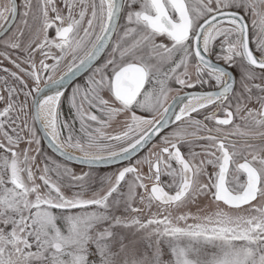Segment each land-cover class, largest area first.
Segmentation results:
<instances>
[{
  "label": "snow or ice",
  "instance_id": "snow-or-ice-1",
  "mask_svg": "<svg viewBox=\"0 0 264 264\" xmlns=\"http://www.w3.org/2000/svg\"><path fill=\"white\" fill-rule=\"evenodd\" d=\"M0 37V264H264V0H9Z\"/></svg>",
  "mask_w": 264,
  "mask_h": 264
},
{
  "label": "rangeland",
  "instance_id": "rangeland-1",
  "mask_svg": "<svg viewBox=\"0 0 264 264\" xmlns=\"http://www.w3.org/2000/svg\"><path fill=\"white\" fill-rule=\"evenodd\" d=\"M1 3H2V1L0 0V8L3 7ZM22 3H23V0H21V5H22ZM20 10H23V9L20 8ZM19 22H20V18H19L17 24L14 26V28L11 30V32H10L8 35H11V33L14 32V31L16 30V26L19 25ZM4 38H5V37H4ZM49 63H51V61H49ZM4 66L9 67V68H12V66H11L10 64H8L7 62H4ZM12 70H15V69H12ZM64 113H66V108H65L64 111H63V114H64ZM62 119H67L66 115H64V117H62ZM77 128H78V126H77ZM108 131L111 132V131H113V129H108ZM41 148H42L43 152H44L46 155L52 157L53 159H55V160H57V161H59V162L65 163V162L59 160L58 158H56L54 155H52V154L46 149V147L43 145L42 142H41ZM142 154H143V153H142ZM142 154H141V155H142ZM67 165H68L69 167H72L77 173H80L82 170H83V171H87V169H83V168H80V167H75V166H72V165H69V164H67ZM115 170H116V167L111 168V169H107V170H96V171H94L93 175H94V177L97 178V182H95L93 186L96 187V188H98V187H99V183H98L99 178H100V177H103V176H105V175H107V174H111V173L114 172ZM145 171H147L146 168H145ZM201 203H202V204H203V203H208V201H204V200H202ZM155 210H156V209H155V207H154V208L152 209V211L154 212ZM193 211H195V208H193ZM139 215L141 216V218H147V216H148V210L145 209V211H144L143 213H140Z\"/></svg>",
  "mask_w": 264,
  "mask_h": 264
},
{
  "label": "flooded vegetation",
  "instance_id": "flooded-vegetation-1",
  "mask_svg": "<svg viewBox=\"0 0 264 264\" xmlns=\"http://www.w3.org/2000/svg\"><path fill=\"white\" fill-rule=\"evenodd\" d=\"M2 1V6H5L6 4H8V2H9V0H1ZM16 3H17V5H21V0H16ZM20 11H22V10H20ZM19 15L17 16V19H16V24H17V22H18V20H19ZM15 24V25H16ZM15 25H13V27L9 30V33L11 32V30L14 28V26ZM8 33V34H9ZM7 34V35H8ZM4 37H0V39H3ZM258 55V54H257ZM77 83H79L80 82V80L79 79H77V81H76ZM257 82H259V81H257ZM70 91H71V89L69 88L68 89V93H70ZM67 94V93H66ZM66 108V113H64L63 114V116L62 117H64V115H66V117L68 118L69 117V112H68V105L67 104H65L64 106H63V109H62V112L64 111V109ZM78 126V125H77ZM38 135H40V133L38 132ZM235 139H239L238 137L237 138H235ZM43 143V142H42ZM44 145V144H43ZM45 146V145H44ZM47 149V148H46ZM48 150V149H47ZM49 151V150H48ZM146 151V150H145ZM50 152V151H49ZM51 153V152H50ZM143 153V152H142ZM141 153V154H142ZM52 155H54L53 153H51ZM73 154H78V153H73ZM55 156V155H54ZM56 158H58L57 156H55ZM59 160H61V161H63L62 159H60V158H58ZM63 162H65V161H63ZM65 163H67V164H69V165H72V166H75V167H80V166H77V165H74V164H71V163H68V162H65ZM121 165H116V166H111V167H104V168H98L97 170H107V169H111V168H114V167H120ZM80 168H83V169H87L86 167H80Z\"/></svg>",
  "mask_w": 264,
  "mask_h": 264
},
{
  "label": "water",
  "instance_id": "water-1",
  "mask_svg": "<svg viewBox=\"0 0 264 264\" xmlns=\"http://www.w3.org/2000/svg\"><path fill=\"white\" fill-rule=\"evenodd\" d=\"M40 135H43V134L40 133ZM42 142H43V144L45 145V147H46L51 153H53L55 156H57L58 158H60V159L63 160L62 157H60L57 153H54V152L52 151V149H50V148L48 147L47 140H42ZM74 155H75V154H74ZM68 163H71V164H74V165H77V166H80V167H85V166H81V165H79V164H77V163H75V162H71V161H69ZM111 166H116V165H111ZM111 166H108V165H102V166H100L99 168L111 167Z\"/></svg>",
  "mask_w": 264,
  "mask_h": 264
},
{
  "label": "bare ground",
  "instance_id": "bare-ground-1",
  "mask_svg": "<svg viewBox=\"0 0 264 264\" xmlns=\"http://www.w3.org/2000/svg\"><path fill=\"white\" fill-rule=\"evenodd\" d=\"M76 155H78V154H76Z\"/></svg>",
  "mask_w": 264,
  "mask_h": 264
}]
</instances>
